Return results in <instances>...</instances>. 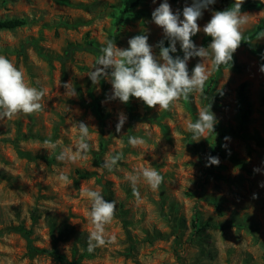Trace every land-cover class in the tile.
<instances>
[{
	"label": "rangeland",
	"instance_id": "obj_1",
	"mask_svg": "<svg viewBox=\"0 0 264 264\" xmlns=\"http://www.w3.org/2000/svg\"><path fill=\"white\" fill-rule=\"evenodd\" d=\"M163 2L143 0L117 24L125 0H0V19L28 20L0 29V55L24 72L26 83L46 93L43 111L0 120V264H264V33L240 45L231 65L218 73L209 57L203 92L191 93L170 111L135 97L128 103L110 99L109 79L93 84L87 74L101 50L68 55L71 45L104 47L113 40L127 49L130 38L146 35L159 57L160 42L169 39L152 13ZM167 2L183 19L184 7L194 0ZM218 10V0L202 10L201 30L192 37L198 48L210 45L203 46V28ZM241 13L247 15L245 37L264 24V0H244ZM176 48L170 55L183 58L179 42ZM202 62L190 58L189 74ZM244 81L251 103L246 115L238 97ZM68 83L76 95L67 92ZM209 105L214 131L193 141L187 125ZM121 113L127 119L117 132ZM80 122L89 126V152L74 162L58 161L64 149L76 153ZM130 136L145 144L132 147ZM119 153L123 158L112 171L103 167ZM209 156L218 157L219 165L206 166ZM143 167L155 168L164 179L153 190L141 178L137 200L127 177ZM83 189L100 191L117 206L105 226L111 243L91 253V205ZM20 229L31 231L35 246L55 249L66 261L31 252Z\"/></svg>",
	"mask_w": 264,
	"mask_h": 264
},
{
	"label": "clouds",
	"instance_id": "obj_2",
	"mask_svg": "<svg viewBox=\"0 0 264 264\" xmlns=\"http://www.w3.org/2000/svg\"><path fill=\"white\" fill-rule=\"evenodd\" d=\"M213 3L215 0H194L192 6L184 7L183 19H181L180 13H173L171 6L165 0L152 13L154 23L163 29L170 41L168 47H164L161 42L159 57L153 53L146 35L130 38L127 49H120L113 40H108L101 48L102 55L96 61L95 70L87 75L93 84H98L101 78L110 80L113 90L110 99L118 98L121 102L128 103L130 97H135L149 108L158 106L159 110L170 111L178 101L186 100L191 93L203 92L210 75L205 67V61L209 57L216 68L229 64L243 41L241 29L248 22L247 15L241 13L244 0H235L230 9L214 12L210 21L204 26L203 32L212 38L210 45L207 48H198L194 44L192 37L201 30L197 21L202 16V10ZM177 42L180 43L184 53L183 58L179 56L173 58L170 55L177 51ZM192 57H200L204 62L197 63L190 75L187 62ZM260 71L264 72V65L261 66ZM64 87L71 96L76 95L71 83L65 84ZM45 94L44 90L26 83L24 72L4 55H0V120L43 111L44 105L41 101ZM210 109L211 105L205 107L194 123H188L187 129L192 133L193 141L198 142L206 133H213L217 120ZM126 119L123 113L119 115L117 132H120ZM77 126L79 140L76 153L64 149L56 157L58 161L74 162L89 152L91 147L88 142L89 126L83 122L78 123ZM229 139L225 137V140ZM128 143L135 148L144 145L145 140L130 136ZM45 144L51 145L53 149L56 147V144L50 140H46ZM223 147L227 148V145ZM122 158V153L110 156L103 162V167L112 171ZM219 163L218 157L209 156L206 166H218ZM141 178L153 190L157 189L164 179L155 168L151 167L140 168L137 174L128 176L133 196L137 200L140 199L137 183ZM59 179L68 182L66 175L61 174ZM81 195L87 197L91 205L90 218L94 230L89 235L87 249L91 253L95 248L111 243V240L106 239L105 226L113 221L117 206L115 201L106 202L101 192L97 190L83 189Z\"/></svg>",
	"mask_w": 264,
	"mask_h": 264
},
{
	"label": "trees",
	"instance_id": "obj_3",
	"mask_svg": "<svg viewBox=\"0 0 264 264\" xmlns=\"http://www.w3.org/2000/svg\"><path fill=\"white\" fill-rule=\"evenodd\" d=\"M141 1H143V0H134L132 3H129L128 0H125V8L121 12V14L117 17L116 23L120 24V23L124 22L129 8L132 6L138 5ZM172 1H177V0H172ZM218 2H219V10L218 11H224V10L230 9L234 5L235 0H218ZM27 23H28V20L26 18H23V17H12V18L0 19V29H15L17 27L24 26ZM263 33H264V24L259 23L256 25L255 29L250 34L243 37V41L241 42L240 45H246V46L249 45L252 38L259 36ZM211 40H212V38L210 36L205 35L203 37V46L207 47L208 42H210ZM161 42H163L164 47L169 46L168 40H164ZM161 42H160V44H161ZM101 48H102L101 46L90 42V43H87L85 45H71L68 48L67 52H68V55H70L75 50H98V51H100ZM231 63L226 64V65H221L218 68L215 67V72L218 73L222 68L230 66ZM213 80H214V78H212V81ZM247 86H248V83L246 81H244L240 84V86L238 88V97H239L240 101L243 103V109H244L245 115H246V113H248L251 110V103L249 101L248 94H247ZM262 102L264 104V95L262 97ZM97 179L99 182H101V183L103 182L102 177H97ZM104 191H105V188H104ZM105 196L107 197L106 191H105ZM19 232L26 239L28 248L31 252L46 253V254L54 256L55 258H57L60 261H66V257L59 254L55 249H51V250L50 249H43V248H39V247L35 246L33 244L32 238L30 236V234H31L30 230L20 229Z\"/></svg>",
	"mask_w": 264,
	"mask_h": 264
}]
</instances>
